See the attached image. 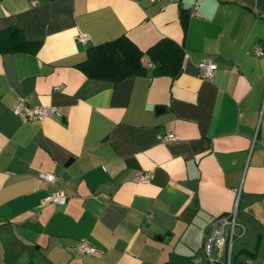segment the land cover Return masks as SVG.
<instances>
[{"label":"crops","instance_id":"0c3cea01","mask_svg":"<svg viewBox=\"0 0 264 264\" xmlns=\"http://www.w3.org/2000/svg\"><path fill=\"white\" fill-rule=\"evenodd\" d=\"M193 2L0 0V30L39 41L0 50V264H211L204 236L233 208L230 264H264V0ZM119 34L140 50L171 38L177 72L152 74L145 54L141 73L115 80L75 66ZM19 98L58 115L23 121ZM79 239L100 251L73 252Z\"/></svg>","mask_w":264,"mask_h":264},{"label":"trees","instance_id":"16d2710c","mask_svg":"<svg viewBox=\"0 0 264 264\" xmlns=\"http://www.w3.org/2000/svg\"><path fill=\"white\" fill-rule=\"evenodd\" d=\"M180 23L186 26L187 12L180 9ZM38 40L26 39L15 26L0 30V50L35 51ZM153 63L152 74L173 76L181 63V47L169 37H160L145 50H140L127 36L119 34L108 40L88 45L83 59L75 66L87 76L115 80L126 75L141 73V56Z\"/></svg>","mask_w":264,"mask_h":264},{"label":"built area","instance_id":"2783aa9c","mask_svg":"<svg viewBox=\"0 0 264 264\" xmlns=\"http://www.w3.org/2000/svg\"><path fill=\"white\" fill-rule=\"evenodd\" d=\"M35 0H31L33 5ZM198 0H194L192 7L196 8ZM77 40L85 42L88 40V35L84 32L77 33L75 35ZM255 52L260 54L262 51L259 48H255ZM197 67L200 76L204 78H210L212 71L215 68V64L208 59H201L197 63ZM12 112L20 117L23 121H35L40 120L46 116L58 115L56 107L52 104H38L28 105L22 98H19L12 106ZM177 135L173 132H167L160 136V139H173ZM36 176L47 182L54 181V175L49 170H39ZM138 180H147L149 178V172H142L137 174ZM54 204H61L65 201L66 195L61 189H52L45 197ZM237 222L234 217L233 210L225 216L215 217L206 232L203 239V252L211 264H230L231 260V245L235 235L240 234L243 231L242 226H238L239 230L236 231ZM73 252L96 254L100 250L95 245L91 244L85 239H79L73 246Z\"/></svg>","mask_w":264,"mask_h":264}]
</instances>
